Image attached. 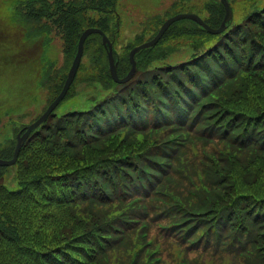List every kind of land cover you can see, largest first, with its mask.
I'll return each mask as SVG.
<instances>
[{"label":"trees","instance_id":"obj_1","mask_svg":"<svg viewBox=\"0 0 264 264\" xmlns=\"http://www.w3.org/2000/svg\"><path fill=\"white\" fill-rule=\"evenodd\" d=\"M116 2L15 0L14 7L17 19L56 28L69 58L87 26L116 38ZM206 9L207 23L219 26L221 3ZM181 23L179 49L196 51L185 59L194 61L190 68L170 66L167 81L149 88L133 80L122 89L128 99L119 93L92 111L51 116L20 152L16 189L5 183L10 167L0 166V264H147V251L156 247L161 264H264V11L253 10L237 35L234 27L215 35L194 21ZM101 50V44L88 50L93 75L102 73L100 80L116 88ZM128 51L116 54L121 75L131 66ZM143 54L139 71L152 74L159 47ZM219 68L229 83L218 90L222 80L214 77L204 89L203 77ZM63 78L49 77L55 93ZM211 91L216 95L207 99ZM133 108L143 118L132 116ZM167 124L149 137L150 127ZM172 124L189 130L195 142L158 146L177 133ZM15 144L0 142V157L11 158ZM134 197L148 204L147 213L130 204ZM143 231L152 245L140 237Z\"/></svg>","mask_w":264,"mask_h":264},{"label":"rangeland","instance_id":"obj_2","mask_svg":"<svg viewBox=\"0 0 264 264\" xmlns=\"http://www.w3.org/2000/svg\"><path fill=\"white\" fill-rule=\"evenodd\" d=\"M175 1L119 0L117 9L120 10L122 21L121 34L115 43L116 50L122 53L125 44L135 40L136 35L142 33L144 29L146 31L145 36H149L156 26L155 21L157 18L166 17L167 11ZM216 1L218 3V0H188L187 4L207 14V9L203 8V6L206 4L211 5ZM246 1L234 0L235 8L245 7ZM14 2L15 0H0V112L4 115V127H1L0 130L2 131L1 134H4V137L5 135H14V130L20 128V123H28L32 119L35 120L49 104V100L53 95L45 86L41 87V75L46 73L48 75L49 72V75L53 73L56 79H60L63 76L67 77L68 70L73 61L72 56L68 58V55L64 53L63 39L56 31L57 34L53 33L55 38H52L50 43L52 49L49 54L47 53L50 63L54 64L47 71L45 64L42 65L40 62L43 55L42 51H44V44L42 42L45 43V41L44 39L40 41L34 38L27 40L25 30L28 27V21L26 19H20V21L16 20L17 18L13 19L15 11ZM253 8L254 5L252 4L249 8L242 11L250 13ZM180 24L184 26V24ZM29 27L32 33L40 34V32H37L33 28L31 23H29ZM176 28L161 43L159 46V58L153 62V66L157 67L154 70L155 77L158 78V82H154L155 85L162 83L164 80L166 82L167 75L170 73L168 66L176 65L173 61L181 59L184 56V51L179 49L182 45L180 44V34L176 31ZM175 48L176 50L171 57H165L162 54V51H173ZM88 50H93V47L90 46V48L85 50L82 63L85 62L86 66L79 67L77 76L72 84L71 90L73 95L57 107L56 113L58 115L75 110H85L90 106L88 97H95L96 99L95 95L102 96L105 94L100 91V87L97 85L100 78H103V74L99 73V78H97V72L93 75V71H96V69L93 68V61H90L88 58ZM101 52L104 53L102 50ZM29 56L33 60H30ZM168 62L172 64L167 65ZM162 65L165 66L162 67ZM38 72L42 74L39 75ZM48 85H51L50 81H48ZM248 87L249 83L244 82L241 88L248 89ZM125 94L127 95V92ZM16 125L18 127H14ZM15 172L16 166L10 167L5 177L6 185L11 188L17 186ZM243 250H247V246Z\"/></svg>","mask_w":264,"mask_h":264},{"label":"water","instance_id":"obj_3","mask_svg":"<svg viewBox=\"0 0 264 264\" xmlns=\"http://www.w3.org/2000/svg\"><path fill=\"white\" fill-rule=\"evenodd\" d=\"M223 2L226 5V17H225L223 25L220 29L212 30L210 27H208V25H206L203 22V20L199 16H197L195 14H180V15H177L173 18H170L168 21H166L164 23V25L162 26L159 33L157 34V36L154 39H152L151 41L144 43L140 46L135 47L131 51V57L130 58H131V62H132V68H131L130 72L123 78H120L118 76L117 65L115 63L114 55H113V45H112L110 39L105 35V33L101 29L88 28L87 30H85L84 33L82 34L80 40H79L78 53L74 59L73 65L70 69V72L68 74V78H67V81L65 83L63 90L61 91L59 96L56 98V100L48 107L46 112L35 123H33L32 125L27 127V131L23 135H21V134L18 135V145L16 147L13 159H11V160L0 159V165H10V164H13L16 162V160L18 158L19 151H20L24 141L29 136L30 132L34 128H36L39 124H41L44 120H46L47 117L49 116V114L55 109V107L59 104V102L64 98V96L66 95V93H67L76 73H77V70L79 68V65H80V62L82 59L83 51H84V42L90 34L95 33V32H99L103 35L104 44L109 47L108 54H109L111 74L116 81L123 83V82L130 80L135 75V73L137 71V60H136L137 53H139L144 48H148V47L154 45L159 40V38L163 35V33L166 31V29L170 26V24L172 22H174L178 19H181V18H192L213 32H220L221 30H223L225 23L227 21L231 20V18H232V11H231V8L229 6L228 1L223 0Z\"/></svg>","mask_w":264,"mask_h":264}]
</instances>
